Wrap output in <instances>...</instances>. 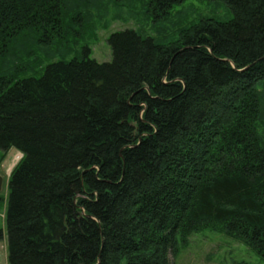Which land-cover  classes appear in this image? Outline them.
I'll list each match as a JSON object with an SVG mask.
<instances>
[{
  "label": "trees",
  "instance_id": "1",
  "mask_svg": "<svg viewBox=\"0 0 264 264\" xmlns=\"http://www.w3.org/2000/svg\"><path fill=\"white\" fill-rule=\"evenodd\" d=\"M127 1L0 0L9 264H171L205 227L264 258V0H208L232 19L167 43L112 33L100 63ZM186 1L131 0L155 26ZM36 55L59 59L20 79Z\"/></svg>",
  "mask_w": 264,
  "mask_h": 264
},
{
  "label": "rangeland",
  "instance_id": "2",
  "mask_svg": "<svg viewBox=\"0 0 264 264\" xmlns=\"http://www.w3.org/2000/svg\"><path fill=\"white\" fill-rule=\"evenodd\" d=\"M122 18L113 22L107 30H99L98 40L91 43L92 58L100 63L110 62L112 49L108 38L112 33L129 28L144 30L146 35L156 37L159 41L167 43L177 37L180 29L193 26L206 18H215L222 21L232 19L233 13L222 1L187 0L182 5L173 8L167 21L159 22L156 26L150 15L141 11L138 3L131 0L123 3ZM160 28V30H158ZM182 29V30H183ZM160 37V38H158ZM74 55L67 57L70 60ZM55 60H45L41 55L32 56L24 60L25 64L33 65L29 71L20 72L19 78H39L40 69ZM23 155L16 149L8 151L7 156L0 162V176L3 177L1 194L4 201H0V227L4 230V239L0 242V264H9L8 239L6 228V214L8 206L7 186L11 173L19 164ZM171 264H264V258L249 249L241 241L235 240L223 231L222 227H209L190 237V244L182 249L177 257L170 255ZM122 264H126L123 262Z\"/></svg>",
  "mask_w": 264,
  "mask_h": 264
},
{
  "label": "water",
  "instance_id": "3",
  "mask_svg": "<svg viewBox=\"0 0 264 264\" xmlns=\"http://www.w3.org/2000/svg\"><path fill=\"white\" fill-rule=\"evenodd\" d=\"M3 189V177L0 176V192L2 191Z\"/></svg>",
  "mask_w": 264,
  "mask_h": 264
}]
</instances>
